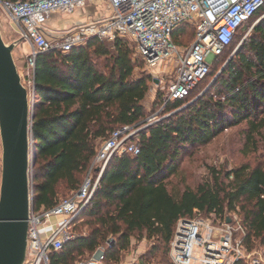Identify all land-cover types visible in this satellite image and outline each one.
<instances>
[{"label":"trees","instance_id":"obj_1","mask_svg":"<svg viewBox=\"0 0 264 264\" xmlns=\"http://www.w3.org/2000/svg\"><path fill=\"white\" fill-rule=\"evenodd\" d=\"M263 14L264 6L250 21L259 19L254 35L243 38L208 90L188 103L225 52L190 96L169 103L163 114L185 105L181 110L137 132L139 154L110 160L90 204L72 226L76 232L86 225L87 233H78L61 250L52 251L50 264H77L105 245V264L118 263L133 238L152 240L149 257L160 253V262L174 264L170 248L177 223L196 213L216 221L236 216L246 248L264 252V155H259L264 152ZM194 34L191 25L182 24L173 38L180 46L184 41L188 45ZM135 55V44L128 39L96 38L67 53L55 49L38 54L31 71L36 211L53 208L80 188L100 145L114 130L147 123L152 113L146 100L153 78L145 71L136 74L144 60ZM153 106L154 113L160 109L161 93ZM242 123L246 124L242 150L252 155L247 162L229 171L210 167L199 182L180 171L195 148Z\"/></svg>","mask_w":264,"mask_h":264},{"label":"built area","instance_id":"obj_2","mask_svg":"<svg viewBox=\"0 0 264 264\" xmlns=\"http://www.w3.org/2000/svg\"><path fill=\"white\" fill-rule=\"evenodd\" d=\"M89 4L104 5V13L84 14L61 34L50 35L47 24L54 14H72ZM0 5L29 46L26 58L32 87L31 71L39 53L55 49L67 53L92 38L133 42L136 55L151 69L156 94L161 93V107L145 128L183 108L163 114L169 103L189 97L207 77L238 31L262 9L264 0H0ZM182 24L191 25L195 34L190 44L180 46L173 35ZM137 132L131 126L114 130L100 145L76 192L51 209L30 208L23 264H50L52 251L61 250L79 236L72 226L90 204L110 160L116 155L140 153L134 140ZM243 235L236 216L216 221L196 213L178 221L170 256L174 264H264V252L248 250ZM105 260L106 248L102 246L77 264H105Z\"/></svg>","mask_w":264,"mask_h":264},{"label":"water","instance_id":"obj_3","mask_svg":"<svg viewBox=\"0 0 264 264\" xmlns=\"http://www.w3.org/2000/svg\"><path fill=\"white\" fill-rule=\"evenodd\" d=\"M17 44L18 41L7 45L0 29V135L3 151L0 264L24 263L28 246L29 212L33 207L31 175L35 150L31 127L34 118V92L30 98L27 87L22 83L13 56ZM227 221L231 222V219L228 218Z\"/></svg>","mask_w":264,"mask_h":264},{"label":"rangeland","instance_id":"obj_4","mask_svg":"<svg viewBox=\"0 0 264 264\" xmlns=\"http://www.w3.org/2000/svg\"><path fill=\"white\" fill-rule=\"evenodd\" d=\"M87 7H85L84 11H86L87 13L88 12L92 13L94 15L103 14L105 11L104 5L89 4ZM56 14L60 15L61 17H58V19L54 21L52 27L58 28L59 31L57 32L61 34L62 32H64L65 29L70 28L72 23L75 21L74 19H72L74 18V13L72 14L56 13ZM253 24L254 21L248 22L238 32V34L233 40V43L231 44V47L225 51L223 57L219 59V62L213 68L207 82H205L204 85H200V87H198L195 96L190 98L188 100V103L194 101L200 93H203L205 91L206 87L218 75V73L224 67L226 62H228V60L231 57H233L234 54L237 52V50L239 49V45H241L242 40H244L243 38H247V37L250 38L252 35H254L252 32ZM47 26L49 28V23L47 24ZM0 29L3 40L7 45L18 41V44L13 50V56L16 65L18 67V70L20 72L22 83L27 87L31 98L33 94V89H32V85L30 84V74L27 69V58H26L27 55L29 54V46L25 40L21 39L19 33H17L15 29V26L11 23L10 16L4 11L1 5H0ZM187 43H189V41L186 43L184 41L185 45ZM135 56L138 57L137 55ZM143 71L151 74V69L146 66L145 62H143L141 65L139 63V66L136 68V74L138 75ZM155 84L156 83L153 81L150 83V92L146 100V106L148 107L147 110H149V113H152L148 117V119L157 113V112L155 113L153 112V108H154L153 104L155 102V97L157 95L155 90L156 89ZM141 128L143 129V126H141ZM245 128H246V124L242 123L236 127L231 128L229 132L223 133L217 136L216 138L212 139L209 144L197 147V149L195 148V151L191 153L189 157H187L182 162L180 166L181 167L180 171H186L187 174H190L191 175L190 181L199 182L204 177L207 176L210 167H215L217 169H224L226 171H229L233 169L235 166L247 162L252 155L250 154L249 156H246L245 151L243 152L242 150V147L244 146L245 143V138L242 132L244 131ZM135 129L139 131V128H135ZM2 152H3L2 141L0 135V188H1V178H2ZM259 155L262 158L264 152H260ZM87 228L88 227L84 225L78 227V229L75 231L77 232V234L87 233ZM112 243H114L113 240H111L109 245ZM153 243L154 242L152 240H149L147 238H143L140 240H138L137 238H133V245L131 249L128 252L122 254L118 263L108 261L107 264H139L140 262H142V259L146 260V262L143 264H148L147 259L150 262V264H171L170 260L163 263L160 262L159 261L160 253L155 258L149 257L148 254ZM252 251L257 253L263 252L261 248H255ZM244 264L247 263L245 262Z\"/></svg>","mask_w":264,"mask_h":264},{"label":"crops","instance_id":"obj_5","mask_svg":"<svg viewBox=\"0 0 264 264\" xmlns=\"http://www.w3.org/2000/svg\"><path fill=\"white\" fill-rule=\"evenodd\" d=\"M88 8V7H87ZM85 10V8H83V9H80V10H78V11H76L75 13H74V18H72V19H74V20H76V19H78L80 16H82V15H84V14H92V13H87L86 11H84ZM58 17H61L60 15H53L52 16V18L50 19V21L48 22L49 23V33H50V35L51 34H53V35H55V34H59L57 31H59L58 30V28H54V27H52L53 26V23H54V21L55 20H57L58 19ZM57 29V30H56Z\"/></svg>","mask_w":264,"mask_h":264}]
</instances>
